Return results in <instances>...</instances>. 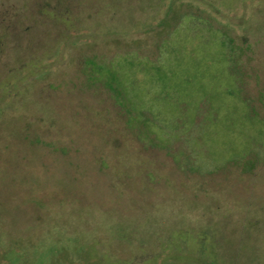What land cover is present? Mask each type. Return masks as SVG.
Returning <instances> with one entry per match:
<instances>
[{"label":"rangeland","instance_id":"1","mask_svg":"<svg viewBox=\"0 0 264 264\" xmlns=\"http://www.w3.org/2000/svg\"><path fill=\"white\" fill-rule=\"evenodd\" d=\"M0 264H264V0H0Z\"/></svg>","mask_w":264,"mask_h":264}]
</instances>
